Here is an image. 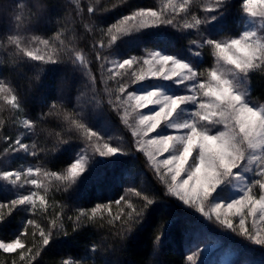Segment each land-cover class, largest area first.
<instances>
[{
  "label": "trees",
  "instance_id": "16d2710c",
  "mask_svg": "<svg viewBox=\"0 0 264 264\" xmlns=\"http://www.w3.org/2000/svg\"><path fill=\"white\" fill-rule=\"evenodd\" d=\"M158 2L0 0V87L5 89L0 92V156L11 164L9 170L19 164L35 165L45 200L35 207L0 208V238H20L26 249H32L31 255L40 253L33 259L26 250H0V264H189L194 243L214 236L209 223L169 195L135 148L117 110L99 97L104 89L100 57L104 50L122 49L111 39L113 27L135 10L153 8ZM214 5L215 0H190L187 15L201 21L213 15L215 19L187 32L170 25L144 33L140 50L160 48L192 59L198 70L212 68L213 49L198 47L201 55L193 58L191 45H200L204 38H233L244 23L243 0H225L219 11L207 10ZM22 41L41 44L47 56L32 60L19 46ZM249 80L251 98L264 104V70H255ZM13 95L17 108L8 103ZM25 120L33 131H28ZM17 138L29 145L27 153L14 151ZM103 144L122 151L94 158L75 182L57 179L66 176L81 152ZM9 193L0 185V203L10 205L15 197ZM129 203L140 211L139 217L127 207ZM82 212L86 215L81 216ZM129 212H133L132 220L125 215ZM117 215L118 221L114 220ZM41 229L53 233L48 245L41 241ZM21 252L25 261L20 259Z\"/></svg>",
  "mask_w": 264,
  "mask_h": 264
},
{
  "label": "snow or ice",
  "instance_id": "6c2138e0",
  "mask_svg": "<svg viewBox=\"0 0 264 264\" xmlns=\"http://www.w3.org/2000/svg\"><path fill=\"white\" fill-rule=\"evenodd\" d=\"M185 3L179 5L181 10H185ZM225 4V0H215L213 8L208 11H219ZM259 6L262 11L257 12L255 9ZM89 12L93 9L88 8ZM243 11L250 17H264V0H243ZM137 17L155 18L159 23L173 25V19L163 16L156 11L141 10L125 18L127 21H133ZM215 19V16H211ZM205 17L203 21L197 19L195 25L187 27H198L202 23H207L210 19ZM153 26L149 23H141L140 27ZM123 30V29H118ZM112 41L116 36H112ZM45 44L47 42H44ZM204 45L214 49L217 58L216 69L207 73L206 82L200 81L202 73L196 67L185 62L173 55L154 52L149 58L143 60L147 65L146 71L137 74L135 71L128 73L132 80L119 85V91L125 92L128 84L143 82L154 79L160 81H173L179 85H184L189 94L169 96L164 95L159 89H154L146 93L132 92L127 96L126 104L135 103L138 109L149 108L151 106L155 111L139 116L136 130L133 136L148 137L150 133H155L154 138L148 140L141 139V150H144L146 144L151 151L148 152L149 160L154 162L157 173L162 165L166 172L161 175V179L170 174L167 192L177 197L185 205L194 206L197 211L205 213V201L209 202L216 220L221 226L228 230L236 231L233 220L229 216H238L239 234L246 236L248 240L256 245H264V238L251 234L245 227V215L258 218L264 221V106L256 107L243 99L244 90L240 87L237 78L247 79L249 72L253 70H264V42L257 38L256 31H246L238 39L211 40L204 38L203 42L198 45L202 48ZM32 60H43L42 56L26 52ZM197 57L201 55L199 51L195 53ZM77 60L81 57L77 55ZM56 63L55 59H51ZM230 65L232 68L228 71L220 70V63ZM136 63V58L124 59L118 67L131 69ZM123 75V74H121ZM187 82V83H186ZM5 89L0 87V92ZM207 98V99H204ZM119 99V98H118ZM13 108L19 106L17 97L13 95L8 101ZM186 106H192L190 119L182 123H176L174 118L181 113ZM55 107V106H53ZM127 123V121H125ZM28 131H33L32 125L25 120ZM163 125V127H161ZM221 125V128H217ZM168 130L182 132L180 135L170 134ZM91 135H96L95 132ZM16 148L14 151H29V145L21 142L17 138L14 141ZM248 150H252L249 154ZM101 156H115L122 149L116 146L104 144V150L97 149ZM168 153V157L155 162L156 154L163 155ZM193 153H196L194 156ZM35 155V153H32ZM191 159V163H190ZM258 164L259 168L253 169V164ZM29 173L32 169L28 170ZM37 171H39L37 169ZM83 171L82 161L77 160L67 169V175L57 177L75 182L77 176ZM253 172L254 176L260 177V180H254L252 183H258L261 189L259 196L253 194L251 183L245 180L244 173ZM51 175H56L51 173ZM2 176L5 180L10 177L20 179L19 172H4ZM186 176V178H182ZM239 182V183H236ZM31 184L40 187L36 180H31ZM235 187L241 195L232 198L225 195L230 187ZM37 194L22 195L18 199L10 202V205L0 203V208L15 207L17 205L35 207ZM40 204H45L43 196L38 197ZM124 197L116 200L120 204ZM151 203V200L148 201ZM101 207L97 205V208ZM132 208L136 216L141 215L140 211L133 208L132 204L127 205ZM245 209L247 213L245 214ZM223 210V211H222ZM96 209H93V215ZM133 212L126 213L129 220L133 219ZM124 214V213H122ZM81 216L86 215L81 213ZM120 216L114 217V220H120ZM209 219L211 216L209 215ZM29 224L33 221L29 220ZM53 228L57 225V220L51 221ZM76 225H74L75 227ZM40 238L43 245L49 244V237L53 235L50 231L40 230ZM159 237H157V241ZM17 249L26 250L31 258H35L40 253L37 251L34 255L32 249L27 248L20 238L11 242H0V250L5 253H13ZM20 259L26 260L24 252L20 253ZM187 259L191 261L192 256ZM63 264H69L64 261Z\"/></svg>",
  "mask_w": 264,
  "mask_h": 264
},
{
  "label": "rangeland",
  "instance_id": "374dc122",
  "mask_svg": "<svg viewBox=\"0 0 264 264\" xmlns=\"http://www.w3.org/2000/svg\"><path fill=\"white\" fill-rule=\"evenodd\" d=\"M182 3H185V0H169V1L159 0L157 6H154L153 8H140L138 10H135L132 14L139 12L141 10L156 11L157 13L162 14V18L163 16H167L168 18L173 19L174 22L173 25L180 26L182 31L187 32L188 30L194 28L187 26L195 25V21L197 19L195 18L196 16L192 14L187 15V11L188 9H190L189 8L190 0H187L185 10H181L179 7V5ZM209 8L212 7L210 6ZM255 10L257 12L262 11V9H260L259 6H257ZM125 18L116 26H114L112 31V36H116V41H118V44L119 46H121L120 48L122 49L121 50L109 49L108 51L104 50L99 60L101 65L100 67L101 79L104 88L103 93L100 92L99 97L101 98L102 96H104L105 100L113 105V108H115L119 113L122 122L125 124V126L132 134L133 131L136 130L137 128L139 116L141 114H148L150 111H155V109H152L151 106L149 108L138 109L135 107L134 102H130V104L124 103V101L127 100V96L129 94H131L132 92L146 93L154 89H159L160 91H162L164 95H169V96L189 94V93L184 85H179L178 83L173 81H160L154 79L128 84V86L125 88V92L121 93L119 91V85L132 80V77L128 75V73L135 71L137 74H139L141 71H146L147 65L143 64V60L149 58L150 55L154 52H161L162 54L173 55L185 62L190 63L194 67H196V64L191 62L192 59L188 60V58H186L185 56H181L180 53L179 54L176 52L170 53L168 50H164L160 48H151V49L143 50L144 46L142 47V50H140L141 43L143 42L142 36L144 33L147 32L155 33L166 26H170L169 24L159 23V21H156L155 18H149V17H144V18L137 17L135 20L127 21V23H125ZM145 22L152 24L153 26L140 27V24ZM118 29H123V30L121 31ZM246 31H256L257 38H259L261 42H264V17H260V16L250 17L248 13L244 12V23L242 25L240 34L233 38H226L222 40L238 39ZM19 46H21L24 52L29 51L32 53H36V55L42 54V57L44 58L47 56L44 47L41 44L36 43L35 41L34 42L22 41L19 43ZM125 47L126 49L127 47L130 48H128V51L124 52ZM197 51H199L198 44H193L189 49V54H191L193 58H196L197 56L195 55V53ZM213 53H214V49H213ZM132 57L136 58V63L133 64L131 69L127 67L121 69L118 67V64L122 63L124 59L132 58ZM217 67H218L217 58L214 54V64L212 68L211 67L208 68L207 66H202V68L198 70L200 73H202V75L200 76V81L206 82L208 79L207 73L213 69H216ZM219 67L220 70L222 71H228L232 68V66L225 65L223 64V62L220 63ZM254 71L255 70L249 72L247 79L238 77L237 80L240 87L244 90L243 99L246 102L255 105L256 107H261L264 106V104L254 101L250 96L249 77ZM192 110H193L192 106H186L183 109V111L181 113H178L177 117L174 118L175 122L182 123L190 119V111ZM125 121H127V123ZM161 127H163V125ZM216 127L222 129L221 125H217ZM168 131L170 134L173 135L183 134L182 132H176L175 130H168ZM155 135H156L155 133H150L148 137L141 138L138 136H133L132 134V138L137 151L143 153L150 167L157 173L156 167L154 166V162L149 160L148 158V152H150L151 149L145 144L144 150L142 151L140 146L141 139L146 141L150 138H154ZM97 149L104 150V144L101 147H94V150H84L79 154L76 161L77 160L82 161L83 171L80 172L79 176H77L76 179L81 178L86 173L90 162L94 158L110 157V156H101L99 154V151H97ZM248 151L249 154H259L258 151L257 153H252V150H248ZM168 155H169L168 153H165L163 155L156 154L155 157L156 164H158L159 161L167 158ZM193 155L195 156L196 153H193ZM190 163H191V159H190ZM9 166L11 167V164L9 162L5 163L3 161V156H0V185L3 186L6 191H9L10 195L13 194L15 197L14 199H18L20 196L30 194L31 192H35L37 194L36 204L40 202L38 197L42 196V191H41L42 176H39L40 173L39 171H37L35 165L26 166L24 164H19V166L15 170H9L10 169L8 168ZM252 168L253 169L259 168V165L254 163L252 165ZM29 169H32L31 173H29L28 171ZM9 171L21 173L20 179L16 180L15 177H10L9 179L5 180L2 176V173ZM165 172L166 170L161 165L159 168V173H157L160 179H161V175H163ZM243 175L245 176V180L251 183L253 194L258 197L261 189L258 183H252V182L254 180H260L262 178L254 176L253 172L244 173ZM182 178H186V176ZM31 180H36L40 185V187H36L35 185L31 184L30 183ZM161 180L165 185V187L168 188L170 174L165 176L164 179ZM229 187L230 190L226 191L225 195H230L232 198H236L239 195H241V193H239L235 187L232 186ZM169 195L180 201L177 197L172 196L171 194ZM187 206L192 211H194L198 216L202 217V219H204L205 222L210 224L208 225L209 226L208 228L214 234V236L210 234L206 235L203 238L198 239V241L194 243V245L190 249L191 253L189 255L192 256L193 259L190 261L189 264H264V245H256L250 240H248L246 236L239 234L240 229L238 227V221H239L238 216H229V218L233 220L234 227L236 228V231H232L220 225V223L216 220L215 214L212 212L208 201H205L204 204L205 213H207V215L197 211L194 206H189V205ZM246 213H247V209H245V214ZM209 215L211 216V219H209ZM245 227L251 232V234L258 235L259 237L264 238V221H260L258 215L256 218L245 215ZM223 239H227L228 241ZM12 240H8V239L5 240L3 238H0V242H11ZM18 250L20 249H17L16 251Z\"/></svg>",
  "mask_w": 264,
  "mask_h": 264
},
{
  "label": "bare ground",
  "instance_id": "6f19581e",
  "mask_svg": "<svg viewBox=\"0 0 264 264\" xmlns=\"http://www.w3.org/2000/svg\"><path fill=\"white\" fill-rule=\"evenodd\" d=\"M243 25V24H242Z\"/></svg>",
  "mask_w": 264,
  "mask_h": 264
}]
</instances>
